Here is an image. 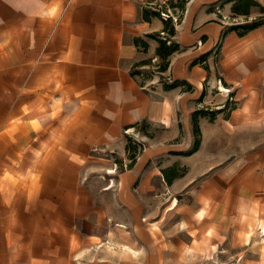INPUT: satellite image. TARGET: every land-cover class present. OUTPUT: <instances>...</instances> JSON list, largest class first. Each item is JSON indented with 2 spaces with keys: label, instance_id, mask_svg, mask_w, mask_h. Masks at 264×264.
I'll return each mask as SVG.
<instances>
[{
  "label": "crops",
  "instance_id": "1",
  "mask_svg": "<svg viewBox=\"0 0 264 264\" xmlns=\"http://www.w3.org/2000/svg\"><path fill=\"white\" fill-rule=\"evenodd\" d=\"M166 1L0 0V264H264V0H187L169 88Z\"/></svg>",
  "mask_w": 264,
  "mask_h": 264
},
{
  "label": "trees",
  "instance_id": "2",
  "mask_svg": "<svg viewBox=\"0 0 264 264\" xmlns=\"http://www.w3.org/2000/svg\"><path fill=\"white\" fill-rule=\"evenodd\" d=\"M187 0H167V2L164 4L163 7H159L157 10H156V13L159 14L160 18H161V11H166L168 8L171 9L172 13L174 14H178V20L177 22H179L183 16V10H184V7H185V3H186ZM252 1V0H251ZM253 4V2H252ZM244 6V5H242ZM239 5V3L237 4H234V8L236 7V11L237 9L241 12H243L242 10H244L245 12H247V10H245L246 8L245 7H242ZM242 7V8H241ZM164 22H166L167 24V27L164 31L165 33V38H163L160 33H158V38L161 39L162 43L160 45V47L158 48V55H157V59L159 60L158 63H156L155 65H157V68L155 70H152V73H148V72H145V71H142V70H139V71H135V73L139 76H141V78L143 80H146L148 79V77L152 76V74L154 73V71H158V72H162L163 70L166 69L167 67V61H166V56L167 54L170 53V51L175 47V42L169 38L168 36H170V33L172 32V29L174 27V22L173 21V17L170 15L167 19H162ZM245 29L246 28H249V27H252V24L251 25H244ZM168 34V36H167ZM168 40H170V42H168ZM152 62V60H150ZM152 66L154 65L153 63L151 64ZM160 77L163 78V76L160 75ZM164 79V78H163ZM162 80V79H161ZM163 82V86L165 88H169V87H172L174 85L177 84L176 81L174 80H171V81H166L165 79L162 80ZM182 87L184 88H189L188 86H186L185 84L182 85ZM208 114H211V111L208 112ZM194 133L197 134L198 133V127H197V124L195 123L194 124ZM198 141L196 139V142H195V145H197Z\"/></svg>",
  "mask_w": 264,
  "mask_h": 264
},
{
  "label": "rangeland",
  "instance_id": "3",
  "mask_svg": "<svg viewBox=\"0 0 264 264\" xmlns=\"http://www.w3.org/2000/svg\"><path fill=\"white\" fill-rule=\"evenodd\" d=\"M167 2V1H166ZM237 3H239V5L240 6H242V5H244V6H242V7H245L246 9L245 10H247V12H248V10L250 9V6L252 5V1L251 0H235V4H237ZM241 7V8H242ZM243 12H244V10H242ZM243 19H244V17H242V15L241 16H234V19L232 20L233 21V23H242V21H243ZM224 20H226L227 21V18L226 19H224ZM231 20V19H230ZM228 22V21H227ZM158 59L154 62L155 64L156 63H158ZM154 74V73H153ZM158 74V73H157ZM161 79H163L162 77H160V74H158V77H157V81L159 80H161ZM164 80V79H163ZM149 130L151 131V132H156V131H158L159 130V128L160 127H158V126H155V125H153V126H149ZM138 142H142V145L144 144V141L143 140H141V138H138ZM139 143V144H140ZM143 148H144V146H143ZM116 156V155H115ZM114 155H112V158H110L109 159V161H110V164H111V161H113V162H116V161H114V159L116 160V158L118 159L119 157H115ZM113 159V160H112ZM125 165H127V163L126 162H122L121 163V167H125ZM116 169V167L114 168V171H116L115 170ZM171 196V195H170ZM171 203H173V201L171 202ZM233 249H235V248H233ZM224 260H225V262L227 263V264H236L239 260H240V254L239 253H235V252H233V253H229V254H226L225 255V257H224ZM219 260L217 259V264L219 263L218 262ZM203 264H206L205 262L203 263Z\"/></svg>",
  "mask_w": 264,
  "mask_h": 264
},
{
  "label": "built area",
  "instance_id": "4",
  "mask_svg": "<svg viewBox=\"0 0 264 264\" xmlns=\"http://www.w3.org/2000/svg\"><path fill=\"white\" fill-rule=\"evenodd\" d=\"M172 16L173 17V21L174 22H177V20H178V14H174V13H172V11H171V9L170 8H168L166 11H161V19H167L169 16ZM160 35L163 37V38H165V33H164V31H161L160 32ZM168 42H170V40H168ZM157 60V58H154V59H152V63L154 64L153 66H152V70H155L156 68H157V65H155V61ZM154 73H158V74H160L161 75V72H158V71H154ZM163 78L166 80V81H171L172 79L170 78V77H164L163 76ZM147 80V79H146ZM146 80H144V83H146ZM223 88V89H222ZM221 88V91H225V92H227V94H229V92H230V90H229V88H226V87H222ZM229 96V95H228ZM229 98V100L230 99H232V96H229L228 97ZM126 166V165H125Z\"/></svg>",
  "mask_w": 264,
  "mask_h": 264
},
{
  "label": "bare ground",
  "instance_id": "5",
  "mask_svg": "<svg viewBox=\"0 0 264 264\" xmlns=\"http://www.w3.org/2000/svg\"><path fill=\"white\" fill-rule=\"evenodd\" d=\"M223 89V88H222ZM176 201V200H175Z\"/></svg>",
  "mask_w": 264,
  "mask_h": 264
}]
</instances>
